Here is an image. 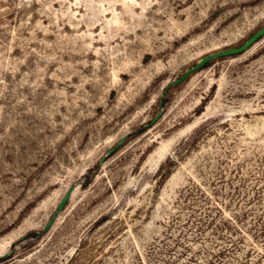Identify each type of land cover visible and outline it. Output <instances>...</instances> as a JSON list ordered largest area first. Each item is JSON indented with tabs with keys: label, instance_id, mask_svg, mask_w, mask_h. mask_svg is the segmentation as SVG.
<instances>
[{
	"label": "rangeland",
	"instance_id": "obj_1",
	"mask_svg": "<svg viewBox=\"0 0 264 264\" xmlns=\"http://www.w3.org/2000/svg\"><path fill=\"white\" fill-rule=\"evenodd\" d=\"M263 23L264 0H0V264H264V35L161 105Z\"/></svg>",
	"mask_w": 264,
	"mask_h": 264
},
{
	"label": "water",
	"instance_id": "obj_2",
	"mask_svg": "<svg viewBox=\"0 0 264 264\" xmlns=\"http://www.w3.org/2000/svg\"><path fill=\"white\" fill-rule=\"evenodd\" d=\"M263 35H264V23L239 46L228 47V48H225L223 50H219V51H216V52H213V53H210V54L203 56L195 65L186 69L185 72L178 79H175V80L167 83V85L164 88L163 94H162L161 105L163 103V99L165 98L167 91L170 89L171 86L181 84L190 74L201 69L207 63H209L210 61H212L214 59H217L219 57H224L227 55L240 54V53L244 52L245 50L249 49L254 43H256ZM125 138L126 137L121 138L114 147H112L108 150V153L111 154L118 146H120L123 143ZM74 189H75L74 184L71 185L67 189L65 195L63 196V198L59 202L57 209L52 213L50 220L45 224V226L43 228L44 231H47L52 226V224H53L56 216L58 215V213L65 207V205L69 201Z\"/></svg>",
	"mask_w": 264,
	"mask_h": 264
},
{
	"label": "bare ground",
	"instance_id": "obj_3",
	"mask_svg": "<svg viewBox=\"0 0 264 264\" xmlns=\"http://www.w3.org/2000/svg\"><path fill=\"white\" fill-rule=\"evenodd\" d=\"M254 45V44H253Z\"/></svg>",
	"mask_w": 264,
	"mask_h": 264
}]
</instances>
